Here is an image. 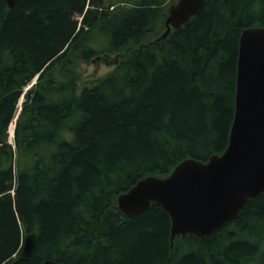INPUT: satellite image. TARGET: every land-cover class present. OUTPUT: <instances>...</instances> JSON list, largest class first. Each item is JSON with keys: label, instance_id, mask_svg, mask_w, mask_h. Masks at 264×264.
Segmentation results:
<instances>
[{"label": "trees", "instance_id": "obj_1", "mask_svg": "<svg viewBox=\"0 0 264 264\" xmlns=\"http://www.w3.org/2000/svg\"><path fill=\"white\" fill-rule=\"evenodd\" d=\"M172 1L0 0V264H264V193L172 245L159 205L131 216L116 205L138 179L224 150L239 35L264 26V0H204L149 43ZM117 53L77 91L83 64Z\"/></svg>", "mask_w": 264, "mask_h": 264}, {"label": "water", "instance_id": "obj_2", "mask_svg": "<svg viewBox=\"0 0 264 264\" xmlns=\"http://www.w3.org/2000/svg\"><path fill=\"white\" fill-rule=\"evenodd\" d=\"M14 1L5 0L7 7L11 8ZM203 1L173 0L165 16V30L149 43L165 38L171 28L186 25L199 13ZM121 56L117 53L113 62ZM98 59L107 61L100 55L92 62ZM16 118L17 115L14 126ZM261 193H264V26H250L239 35L234 113L224 150L205 161L185 158L164 177L147 175L138 179L118 194L116 205L129 216L143 212L151 203L159 205L170 217L172 245L175 236H209L236 217L249 199ZM35 240V232L24 233L19 258L29 257ZM39 264L59 263L47 258Z\"/></svg>", "mask_w": 264, "mask_h": 264}, {"label": "rangeland", "instance_id": "obj_3", "mask_svg": "<svg viewBox=\"0 0 264 264\" xmlns=\"http://www.w3.org/2000/svg\"><path fill=\"white\" fill-rule=\"evenodd\" d=\"M115 55L116 54L110 57H106L107 61L103 59H98L97 61H94V62L91 61L87 64H83L82 65V76L77 83V91H79L84 86L92 85L98 78L104 76L107 72H109L115 64L113 62V58ZM17 106H18L17 108V112H18V109L20 108L19 101L17 103Z\"/></svg>", "mask_w": 264, "mask_h": 264}]
</instances>
